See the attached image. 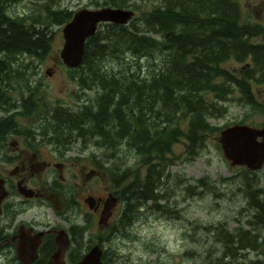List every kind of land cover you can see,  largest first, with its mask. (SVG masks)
<instances>
[{
	"label": "trees",
	"instance_id": "obj_1",
	"mask_svg": "<svg viewBox=\"0 0 264 264\" xmlns=\"http://www.w3.org/2000/svg\"><path fill=\"white\" fill-rule=\"evenodd\" d=\"M21 1L0 0V108L18 99L13 96L15 92H22L20 98L25 104L33 101L38 90L29 85L21 59L45 60L52 47L50 26L67 25L74 15L47 8L43 20L28 23L9 14V8ZM241 1L162 0L126 27L103 24L87 42L82 66L70 71V75L76 73L72 79L81 90L95 91L97 96L77 114L60 105L53 108L47 131L71 134L67 135L70 142L76 144L83 138L114 153L127 147L145 160L144 173L118 166L111 171L115 195L123 209L108 231L110 236H127L128 228L144 209L178 218V212L170 210L165 192L170 177L166 174V155L184 136L187 145L197 148L204 143L203 136L214 130L209 120L226 116L227 110L219 102L227 101L233 90L239 94L240 104L263 109L252 81L264 85V9L262 23L245 21ZM103 7L131 9L132 4L129 0H108ZM250 55L254 69L236 77L229 63H243ZM211 96L217 101H209ZM28 107L32 115L36 108L32 104ZM15 126L0 119V139L7 127L15 130ZM245 174L243 190L255 212L248 226L250 231L259 232L264 228V192L259 189L258 174ZM185 186L192 196L211 194L213 188L207 178L194 184L185 178ZM79 222L70 229L73 264L81 259L79 254L95 244L104 247L107 242L102 236L92 237L89 217L82 225ZM204 230L214 244L201 256V264H242L239 258L240 251L247 248L245 243L257 249L259 235L249 231L230 232L224 226ZM260 239L264 244V236ZM103 264L118 263L113 255L108 258L104 253Z\"/></svg>",
	"mask_w": 264,
	"mask_h": 264
},
{
	"label": "rangeland",
	"instance_id": "obj_2",
	"mask_svg": "<svg viewBox=\"0 0 264 264\" xmlns=\"http://www.w3.org/2000/svg\"><path fill=\"white\" fill-rule=\"evenodd\" d=\"M106 1L108 0H22L9 8V14L13 17L25 18L28 23H32L33 20H43L47 8L53 11L68 10L75 15L84 9L106 8L103 7ZM161 1L129 0V3L132 4L131 10L136 13L135 17H141L159 6ZM241 7L245 21L262 23L264 0H242ZM64 28L65 25L50 26L53 37L52 47L51 53L45 60L39 62L28 57L21 59L24 64L22 71L25 72L29 85L38 90L32 101L36 110L30 117H38L39 113L43 112L46 120H49L56 106L65 105L70 108L79 104L84 105L86 102L92 104L97 96L95 91L81 90L77 82L72 79L76 73L70 75V71L61 62L60 54L65 43ZM246 63L247 61L243 63L232 61L228 68L237 74L236 77H240V72L243 71L242 68ZM254 91L258 103L263 107L262 110L258 108L254 110L253 107L237 102L239 94L233 90L227 101L219 102V106L227 110L226 116L209 120L214 130L203 136L204 143L197 148L187 145L184 136L172 147V152L166 155L168 162L166 174L170 177L165 192L167 201L170 202V210L178 212L177 219L161 211L149 212L144 209L140 218L128 228L127 236L122 238L110 236V232L105 231L106 227L102 228L100 225V215L92 214L84 200L89 196L103 199L113 196L118 199L117 206L112 207V215L109 219L112 227L119 220L123 203L115 195L111 171L118 166L124 170L131 167L134 172L138 170L144 173L145 160L136 157L134 151H129L127 147H121L120 151L114 153L108 148L91 145L89 149L80 152L79 143L67 156V159H71V163L78 162L77 167H71L63 173V177L68 182L67 187L60 185V173L47 171L45 173L46 182L49 183L47 185H52L56 180L55 184L57 182V187L61 191L57 192V195L51 192L53 197L49 202L52 206H45L41 211L38 209L32 213L33 217L38 223L63 229H68L66 215L74 223L80 220L79 225H82V217L85 219L89 217L92 237L102 236L105 241L107 240L103 247L104 253L108 258L113 255V260L118 264H194L195 261L201 264V256L214 244L204 227L213 229L224 226L230 232L243 229L251 232L252 235H259V242L256 250L250 247V242L245 243L247 248L240 251L242 256L239 261L242 264H264V244L260 239L264 236V228L259 232H252L248 226L255 214L249 207V198L243 190L247 178L245 172L249 171L245 168H232L224 157L219 143L221 132L229 127L235 125H247L258 129L264 127V86L255 87ZM13 96L21 101L22 92H15ZM209 101L217 100L211 96ZM183 130L185 133V124ZM46 152L53 154L52 150ZM6 155L5 151L3 156ZM9 170L10 167L0 164V174L7 175ZM92 171L96 173L94 176ZM257 174L259 189L264 192V168ZM185 178L191 184L207 178L212 183V193L205 192L203 196L188 194L185 191ZM72 201L75 204H72ZM3 253L0 255V264H18L12 262L10 252ZM66 262H70L69 257Z\"/></svg>",
	"mask_w": 264,
	"mask_h": 264
},
{
	"label": "flooded vegetation",
	"instance_id": "obj_3",
	"mask_svg": "<svg viewBox=\"0 0 264 264\" xmlns=\"http://www.w3.org/2000/svg\"><path fill=\"white\" fill-rule=\"evenodd\" d=\"M253 69L254 61L250 55L245 67L242 68L243 71L240 73L242 74L247 70L252 71ZM76 70H79V68ZM235 75L237 74L235 73ZM252 85L254 87L253 90H255V87L264 86L263 84H258L255 80L252 81ZM25 103V101L22 102V100L20 101L18 98L17 100H10L6 103V105L10 106L0 108V119L7 121L8 124H16L15 130L11 129L12 126L7 127L8 131H5L3 133L4 137L0 139V164L10 167L7 175L3 173L0 174V180L5 182V189L8 193L7 198L1 205L0 212V255L4 254L3 252L5 251L6 253L10 252L12 262L21 264L17 257V247L21 234L27 233L32 237H36L38 234H44L42 243L38 248V258L34 264H39L41 262V264H49L52 256L58 249L56 244L57 231L63 228L38 223L32 215V213L36 212L38 209L41 211L45 206H52L49 199H52L53 196H51L50 193L54 192L57 195V192L61 191L57 187V182L55 184L56 180L52 185H47L49 183L46 182L45 173L47 171L60 173V185L67 187L68 182L63 177V173L70 170L71 167L75 168L78 166L77 161L71 163V159H67V156L76 144L79 143L81 152L89 149L92 142H86L83 138H79L78 142L75 144L74 142H70L71 134L62 133L58 135L51 131H47L46 122L50 119L46 120L43 112H40L38 117H30L28 105L32 104L33 107H35V105L33 102L30 104ZM87 104L89 103L86 102L84 105L79 104L75 107H70V110L74 114H77L78 112H82ZM61 106L62 108H69L65 105ZM33 111L35 112V109ZM31 119H33V121ZM29 120H31L30 123ZM22 121L25 123H22ZM258 130H264V127ZM51 150L53 154L46 152ZM5 151L7 152L6 157L3 156ZM52 155L56 159H54ZM93 172L95 171L91 173ZM24 189L32 191L33 196L27 197L23 192ZM90 197L97 200V211L92 210L86 203ZM110 198L114 197L111 196ZM114 199L118 200L116 198ZM107 200L108 198L103 199L89 196L84 202L89 207L92 214L95 216L99 214L101 217L106 211L105 205ZM72 204H75V202L72 201ZM54 208L56 209V206ZM70 209H72V207ZM86 219L82 217V224ZM65 221L68 225V229L64 230L67 231L71 240V246L65 255V262L67 257H69L70 262H66V264H73L71 256L74 245L70 229L74 222L69 220L68 215L65 216ZM105 227L106 232L111 229L109 221L108 225L102 226V228ZM87 253L88 251H85L84 254H79L80 260H82Z\"/></svg>",
	"mask_w": 264,
	"mask_h": 264
},
{
	"label": "water",
	"instance_id": "obj_4",
	"mask_svg": "<svg viewBox=\"0 0 264 264\" xmlns=\"http://www.w3.org/2000/svg\"><path fill=\"white\" fill-rule=\"evenodd\" d=\"M135 11L106 7L98 10H81L76 13L71 22L63 29L64 47L60 54L63 65L69 70L80 68L84 62L87 42L99 31L103 24H113L119 27L128 26L135 19ZM219 143L224 157L231 167L245 168L250 173H258L264 168V130L251 128L247 125H235L223 130ZM96 173L93 172L94 176ZM28 197L33 196L30 190H23ZM5 182L0 180V212L1 205L7 198ZM86 203L97 211V200L90 197ZM117 206V200L109 198L106 211L102 214L100 225H108L112 215V207ZM44 234L32 237L22 233L17 247V257L21 264H34L38 258V248ZM57 251L49 264H66L65 255L71 246V240L66 230L57 231ZM104 249L100 245L93 246L77 264H103Z\"/></svg>",
	"mask_w": 264,
	"mask_h": 264
},
{
	"label": "bare ground",
	"instance_id": "obj_5",
	"mask_svg": "<svg viewBox=\"0 0 264 264\" xmlns=\"http://www.w3.org/2000/svg\"><path fill=\"white\" fill-rule=\"evenodd\" d=\"M13 213H14V212H13ZM13 213H12V214H13ZM12 214H11V215H12ZM14 214H15V213H14ZM24 215H25V214H24ZM17 216H18V215H17ZM19 216H20V215H19ZM24 218H26V217H24ZM22 219H23V218H22ZM24 224H25V223H24ZM26 225H27V224H26ZM29 225H30V224H29ZM249 229H250V228H249ZM249 229H248V230H249Z\"/></svg>",
	"mask_w": 264,
	"mask_h": 264
}]
</instances>
